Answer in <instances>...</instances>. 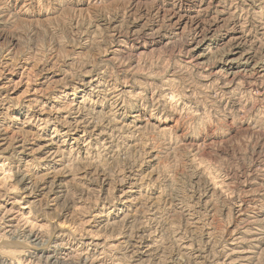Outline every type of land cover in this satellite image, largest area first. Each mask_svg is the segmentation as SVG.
<instances>
[{
  "label": "rangeland",
  "instance_id": "obj_1",
  "mask_svg": "<svg viewBox=\"0 0 264 264\" xmlns=\"http://www.w3.org/2000/svg\"><path fill=\"white\" fill-rule=\"evenodd\" d=\"M237 47L264 68V0H0V256L264 264Z\"/></svg>",
  "mask_w": 264,
  "mask_h": 264
},
{
  "label": "bare ground",
  "instance_id": "obj_2",
  "mask_svg": "<svg viewBox=\"0 0 264 264\" xmlns=\"http://www.w3.org/2000/svg\"><path fill=\"white\" fill-rule=\"evenodd\" d=\"M243 1V0H242ZM252 1V0H251ZM130 2V1H129ZM179 11V10H178ZM206 11V10H205ZM174 13V12H173ZM180 16V15H179ZM186 16V15H185ZM181 18V17H180ZM170 19V18H169ZM178 19V18H177ZM171 20H174V18H171ZM177 22V21H176ZM121 25V24H120ZM211 27V26H210ZM183 30V29H182ZM240 31V30H239ZM138 34V33H137ZM249 34V33H248ZM137 37V36H136ZM127 39V38H126ZM135 39V38H134ZM236 40V39H235ZM230 41V40H229ZM249 42V41H248ZM226 45V44H225ZM241 45V44H240ZM236 46V45H235ZM227 48V46H226ZM229 49V47H228ZM223 53V52H222ZM244 53V52H243ZM242 52H240L239 47H237L234 50V53L232 54V56L238 54L239 55V60L237 58V61L234 62V60H229L228 63H237L236 66L238 68V73L239 72H248V73H252L251 75H256L258 77L259 76H263L264 74V68L263 67H259L257 66V64H254V58L253 56H251L250 54H243ZM225 54V53H224ZM236 59V58H235ZM258 68V70L256 69ZM235 73V72H234ZM256 78V77H255ZM257 79V78H256ZM242 81V80H241ZM222 83V82H221ZM118 104V103H117ZM2 140V139H1ZM26 145V144H25ZM22 146V145H21ZM24 146V145H23ZM25 179V178H24ZM26 181V180H25ZM252 210V209H251ZM253 222V221H252ZM243 230V229H242ZM31 234V233H30ZM29 237L31 239H33L32 243H34V241H37V236L33 234L30 235ZM27 235V234H26ZM35 245V244H34ZM228 246V245H227ZM234 246V245H233ZM8 256H0V264H17L12 258H7Z\"/></svg>",
  "mask_w": 264,
  "mask_h": 264
}]
</instances>
